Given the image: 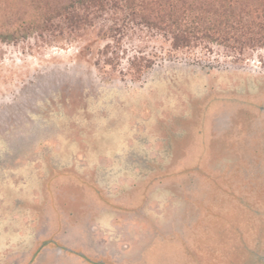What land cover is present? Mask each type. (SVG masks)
<instances>
[{"label":"rangeland","instance_id":"374dc122","mask_svg":"<svg viewBox=\"0 0 264 264\" xmlns=\"http://www.w3.org/2000/svg\"><path fill=\"white\" fill-rule=\"evenodd\" d=\"M47 3L0 0V264L262 255L264 47L174 48L112 11L13 38Z\"/></svg>","mask_w":264,"mask_h":264},{"label":"trees","instance_id":"16d2710c","mask_svg":"<svg viewBox=\"0 0 264 264\" xmlns=\"http://www.w3.org/2000/svg\"><path fill=\"white\" fill-rule=\"evenodd\" d=\"M51 5V6H50ZM17 34L47 29L56 19L78 27L112 11L121 21L135 16L171 40L174 48L217 45L236 56L264 47V0H54ZM125 14V16H123ZM92 25V24H89Z\"/></svg>","mask_w":264,"mask_h":264},{"label":"flooded vegetation","instance_id":"af4514ba","mask_svg":"<svg viewBox=\"0 0 264 264\" xmlns=\"http://www.w3.org/2000/svg\"><path fill=\"white\" fill-rule=\"evenodd\" d=\"M242 258L243 257L241 255H238L239 260H237V263L235 264H264V253L262 255H258L255 250L248 251V260L245 261Z\"/></svg>","mask_w":264,"mask_h":264}]
</instances>
